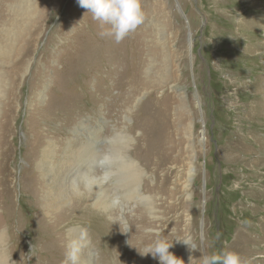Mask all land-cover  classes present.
<instances>
[{
  "label": "rangeland",
  "instance_id": "1",
  "mask_svg": "<svg viewBox=\"0 0 264 264\" xmlns=\"http://www.w3.org/2000/svg\"><path fill=\"white\" fill-rule=\"evenodd\" d=\"M142 7L144 22L117 43L100 35L77 0H0V235L11 264H64L68 232L79 226L89 235L76 222L61 243L44 223L79 200L99 213L87 203V171L48 211L49 180L36 164L49 142L57 163L65 150L82 149L90 129L96 145L87 162L97 185L105 168L115 175L106 142L115 129L149 148L147 161L134 156L149 201H127L115 218L114 264H159L138 252L156 239L147 229L173 243L185 264L189 255L201 264V252L176 240L264 264V169L256 165L264 168V21L249 25L264 18V0H142ZM104 82L115 88L108 93ZM96 217L89 229H99L103 216Z\"/></svg>",
  "mask_w": 264,
  "mask_h": 264
},
{
  "label": "bare ground",
  "instance_id": "2",
  "mask_svg": "<svg viewBox=\"0 0 264 264\" xmlns=\"http://www.w3.org/2000/svg\"><path fill=\"white\" fill-rule=\"evenodd\" d=\"M4 1L7 0H2V2ZM10 1L15 2L17 0ZM261 14L263 15V13ZM244 18L246 19L247 16ZM262 20L264 21V18L261 19L260 17H252L250 19V22H246H249L250 26L254 25L255 27H259ZM192 37L193 36L190 35L191 39ZM261 38L264 42V33ZM263 47L264 44L262 45V49ZM105 86L107 89H109L108 93L110 92V87L115 88L112 85H108L106 82H104V87ZM114 104L117 106V112H119V104L117 102V99L114 100ZM117 116L118 115L115 112V121H118ZM90 130L91 133L87 134L89 135L87 145L82 147V149L78 148L79 150H76L74 153H67L65 150V157L60 163L55 162V160L53 159V155L56 154L54 148L57 147V145L55 146L53 142H49L47 145V149L41 155V158L37 162L36 167L40 171L39 173L42 179L49 180V183L46 184L47 186L45 185L46 187L44 186L43 188V199L47 204L46 209L48 211L59 209L60 200L62 199L63 193L75 182H77L82 177L83 173L87 171V203H90L91 206H94L95 208L101 207L99 208V213L84 210L82 208V204H84L85 201L79 200L72 208L69 209L71 211H64L65 213L54 217L55 221H49L46 219L44 220V223L47 224L49 228H53L57 231L58 236L56 234L55 235L58 237L61 243L65 241V237L63 236L64 229L68 225L76 222L79 225L83 224L82 226H86L87 228V233L90 232L89 235H86L84 232L85 229L83 230L79 226L73 228L68 232L69 240H71V245H74V250L77 254L78 264H97V261L98 264L99 262L100 264H114V253L116 251L117 246L115 229L113 228L115 227V218L119 216L120 212L126 210L127 201L136 200L139 198H145L146 201H149L148 197L142 195V191L144 190H141L142 188L148 189L147 187L143 186V177L145 176V171L144 169H142L140 164H138L137 161L134 159V156H136V158L143 157V155L147 150H149V148L145 147L146 142L141 143V145L132 146L131 141L128 140L129 138L124 136L123 132L117 131V129H115L114 132L116 137L113 140L109 139L106 141L109 144L110 152H112L113 150V154L116 157L115 162L117 167L115 170V175H113L114 171H112L110 168H105L101 183L100 185H97V180L95 179V177L92 176L95 169L94 165L88 164L87 162V157L91 154L90 151L94 150V145H96V142L94 140L96 134L94 132V129ZM204 133L205 132H201V136L199 138L201 147H203L202 144L205 142L206 138ZM107 157L111 159V156L109 154ZM147 158L148 153L144 155V161H147ZM120 160L123 161L120 162ZM256 165L258 167V173L262 172L264 169L262 168L263 165ZM165 166L166 164L164 162H159L156 164V168L159 170L163 169L164 173L166 172ZM166 178L167 174L165 176H162V179L165 180ZM119 207H121L122 211L118 209ZM80 209L83 210L81 211ZM108 211H110L109 215L107 214ZM74 212H78V214H73ZM94 213L98 216L103 217H105L106 215L105 219L103 217L100 218L101 220L98 219L99 222L102 221L98 230L93 228L89 229V221L92 220L93 217L97 218ZM47 217L51 219L52 215L48 214ZM6 243V235L3 233L0 235V264H11V259L9 258V255L5 250ZM95 251L97 252L96 255ZM63 257L61 258L60 263H63Z\"/></svg>",
  "mask_w": 264,
  "mask_h": 264
},
{
  "label": "clouds",
  "instance_id": "3",
  "mask_svg": "<svg viewBox=\"0 0 264 264\" xmlns=\"http://www.w3.org/2000/svg\"><path fill=\"white\" fill-rule=\"evenodd\" d=\"M78 5L92 14L93 20L100 23L101 36H113L117 43L121 42L130 33L144 22L145 13L142 7V0H77ZM115 223H119L116 221ZM125 227L127 224L125 222ZM130 228L128 229V232ZM156 239L145 246L144 252L139 254L142 257L151 255L152 259L158 260L159 264H185L182 258L177 257L170 248L173 243H169L163 238L158 230L147 229ZM183 242L187 246L189 253L200 251L201 264H245L241 256L227 248L219 253L209 255L205 250L197 247L190 239L176 240ZM129 243V241H128ZM70 251L66 253L64 264H77L74 245H69ZM32 251V248H31ZM194 257L189 255L188 264H192Z\"/></svg>",
  "mask_w": 264,
  "mask_h": 264
}]
</instances>
